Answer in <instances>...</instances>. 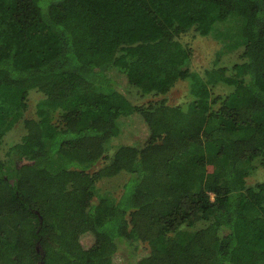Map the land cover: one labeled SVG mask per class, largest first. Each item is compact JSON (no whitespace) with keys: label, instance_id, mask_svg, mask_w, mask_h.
<instances>
[{"label":"trees","instance_id":"obj_1","mask_svg":"<svg viewBox=\"0 0 264 264\" xmlns=\"http://www.w3.org/2000/svg\"><path fill=\"white\" fill-rule=\"evenodd\" d=\"M234 14L241 61L199 75L180 37ZM179 80L185 104L129 97ZM22 119L0 152V264H264V181L242 167H264V0H0V148Z\"/></svg>","mask_w":264,"mask_h":264},{"label":"rangeland","instance_id":"obj_2","mask_svg":"<svg viewBox=\"0 0 264 264\" xmlns=\"http://www.w3.org/2000/svg\"><path fill=\"white\" fill-rule=\"evenodd\" d=\"M242 23L243 18L234 14L229 16L225 21L217 22L209 35L202 36L193 30L182 35L180 40L192 48L191 69L198 72L199 75L204 76L206 68H212L215 65L231 66L234 63L241 61V55L244 50ZM189 90V81L179 80L166 94L156 96L151 94L141 95L137 91H134L129 97L135 104H144L151 100L157 101L164 97H167L168 103L171 105L185 104L191 99ZM231 90L232 87L221 82L214 87V92L216 94H228ZM43 98L44 95L42 93L37 91L31 92L29 97V107L24 118H38V108ZM53 116L55 121H59L60 112L57 111L53 113ZM25 132L26 129L22 119L21 122L6 135L4 143L0 148L2 157L8 158L6 155L8 147L20 141ZM53 162V165H59L58 162ZM105 162L102 159L92 170L102 167ZM242 167L245 170L250 171L247 176L248 184H255L264 181V167L261 166L260 162L255 161L252 164L244 163L242 164ZM8 169L12 170V168L9 167ZM128 178L127 174L121 172L115 177H106L99 180L94 186V201L98 202L100 199L104 198L115 201L118 200L124 191L123 184L127 182Z\"/></svg>","mask_w":264,"mask_h":264},{"label":"flooded vegetation","instance_id":"obj_3","mask_svg":"<svg viewBox=\"0 0 264 264\" xmlns=\"http://www.w3.org/2000/svg\"><path fill=\"white\" fill-rule=\"evenodd\" d=\"M41 264H42V262H41Z\"/></svg>","mask_w":264,"mask_h":264}]
</instances>
